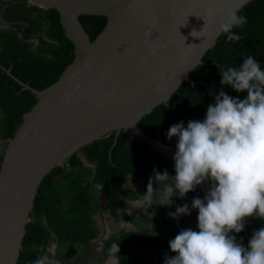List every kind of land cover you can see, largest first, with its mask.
Listing matches in <instances>:
<instances>
[{"label": "trees", "instance_id": "16d2710c", "mask_svg": "<svg viewBox=\"0 0 264 264\" xmlns=\"http://www.w3.org/2000/svg\"><path fill=\"white\" fill-rule=\"evenodd\" d=\"M3 1L8 0H0V3ZM12 1L5 6L1 17L17 28H0V163L7 140L14 135L23 114L36 102L35 95L29 89H23L4 68L40 90L55 82L74 58V46L64 34L56 9H42L27 0ZM237 14L247 17L244 27L233 29L240 35V40L229 42L222 32L215 45L203 55V63L190 73V78L197 82L192 85L184 81L167 102L144 115L137 123L141 130L176 147L177 139L167 138L170 126L183 121L186 127L189 121H203L207 107L215 102V95L220 90L234 98L246 96V93L222 86L220 71L227 67L239 68L248 56L264 70V0H252ZM35 37L38 43L33 40ZM79 152L88 164L74 153L41 180L16 264H34L54 241L57 242L55 257L71 258L75 254V245L90 250V242L99 234L95 215L103 206V194L98 186L104 191L111 214L118 220V206L127 205L118 195L122 193L125 198L134 199L140 192V188L124 187L128 179L142 184L146 194L154 168L157 172L166 169L170 176L175 175L173 162L156 151L150 152L148 145L128 137L123 130L117 135L112 132L94 140L81 147ZM195 197L203 199L201 192L195 190L184 198L174 196L171 207L142 205L133 216L123 211L125 218L135 226L120 229L104 239L103 256H116L118 264H164L165 256L174 255L169 241L180 232L175 219L168 214L185 203L191 208ZM197 215L195 211H191L190 216L183 215L180 218L182 229L198 230ZM261 227H264V220L247 218L243 231L230 235L247 247L253 232ZM114 243L119 245V252L110 251Z\"/></svg>", "mask_w": 264, "mask_h": 264}, {"label": "water", "instance_id": "95a60500", "mask_svg": "<svg viewBox=\"0 0 264 264\" xmlns=\"http://www.w3.org/2000/svg\"><path fill=\"white\" fill-rule=\"evenodd\" d=\"M27 1L59 12L74 58L55 82L40 90L4 68L36 102L3 148L0 264L18 261L43 177L74 153L88 164L81 147L123 130L175 163L176 147L155 139L137 123L167 102L184 81L197 82L190 73L215 45L220 24L252 0ZM196 190L204 198L208 186ZM182 216L175 219L180 231ZM111 260L118 264L116 257Z\"/></svg>", "mask_w": 264, "mask_h": 264}, {"label": "clouds", "instance_id": "9594fccd", "mask_svg": "<svg viewBox=\"0 0 264 264\" xmlns=\"http://www.w3.org/2000/svg\"><path fill=\"white\" fill-rule=\"evenodd\" d=\"M246 24V16L232 11L219 27L231 42L240 40L233 29ZM220 74L222 86L246 96L234 98L220 90L203 121L170 126L167 138L177 139L175 175L154 168L146 194L136 201L138 206L171 207L174 196L184 198L197 186H208L203 199L191 202V209L198 210V230L187 228L171 239L174 255L165 256L164 264H264V227L253 232L247 247L230 235L242 232L247 218L264 220V70L248 56L239 68L227 67ZM168 215L190 216L191 210L185 203ZM51 244L57 246L56 241ZM110 251L119 252V245L114 243ZM109 256L108 260L116 257ZM34 264L58 262L45 255Z\"/></svg>", "mask_w": 264, "mask_h": 264}, {"label": "rangeland", "instance_id": "374dc122", "mask_svg": "<svg viewBox=\"0 0 264 264\" xmlns=\"http://www.w3.org/2000/svg\"><path fill=\"white\" fill-rule=\"evenodd\" d=\"M10 2H13L12 0H8V1H3L0 3V25L2 28H10V27H16L13 24H9L6 21H4L1 17L3 9L5 8V6H7ZM33 40L35 41V43H38V38L35 37L33 38ZM125 188L127 189H139V185L137 182L128 179L125 182L124 185ZM139 197H143L142 194H140V192L138 193V195L132 200H128V204L126 206V208H128L126 214L129 216H133L135 212H137V210L141 207V205H137L136 201L139 199ZM139 207V208H137ZM125 214V215H126ZM124 215V213H122L121 215V219H123L125 221L124 227L125 228H131L132 225L129 222V220L127 218H125L126 216ZM115 219L113 216H110L108 214H106V212L99 211L96 215H95V226L97 227L99 234L97 236V238H95L93 241L90 242V250H86L84 249L82 246L80 245H75L73 246L75 254L73 256H71V258L69 259H60L55 257V253L53 254L56 246L54 244H51L48 249L47 252L43 255V256H48L49 259L57 261L58 264H112V260H108L109 257H104L102 254V242L101 239L107 238V234L108 231L110 230L109 227L115 225L114 223ZM122 220H120L119 222H121ZM123 222V221H122ZM108 262V263H107Z\"/></svg>", "mask_w": 264, "mask_h": 264}, {"label": "flooded vegetation", "instance_id": "af4514ba", "mask_svg": "<svg viewBox=\"0 0 264 264\" xmlns=\"http://www.w3.org/2000/svg\"><path fill=\"white\" fill-rule=\"evenodd\" d=\"M0 28H2L1 27V25H0ZM134 181V180H133ZM139 183H141V182H139ZM139 185V188H140V194H142V195H145V193H144V191H143V188H142V184H138ZM99 187V189L101 190V192H102V194H103V196H102V203H103V206H102V209L100 210V211H104V212H106V214H108V215H110V216H113V214H111V212H110V210H109V207H108V202H107V199H106V197H105V194H104V191H103V189H102V187L101 186H98ZM104 198H105V200H104ZM118 198H119V200H123V201H125V202H127V204H128V200H131V199H129V198H125L124 196H123V194L122 193H120L119 195H118ZM133 200V199H132ZM142 205H147L146 203L145 204H142ZM141 205V206H142ZM126 206L127 205H120V206H118V209H117V213L120 215V217L118 218V220H115L114 221V223H115V225H113V226H111V227H109V231H108V234H107V238H108V236L109 235H111L112 233H114V232H117V231H119L120 229H129L128 227L127 228H125L124 227V224H125V221L123 220V219H121L122 217H121V215H122V212L124 211V212H127L128 210V208H126ZM139 210V209H138ZM137 210V211H138ZM123 212V213H124ZM136 213L137 212H135L134 213V215H136ZM114 217V216H113ZM114 219H115V217H114ZM120 220H122L121 222H119ZM129 220V222L131 223V225H132V227L131 228H133L135 225L132 223V221L130 220V219H128ZM130 228V229H131ZM52 243V242H51ZM51 243L46 247V252H47V249H48V247L51 245ZM103 244V243H102Z\"/></svg>", "mask_w": 264, "mask_h": 264}, {"label": "crops", "instance_id": "0c3cea01", "mask_svg": "<svg viewBox=\"0 0 264 264\" xmlns=\"http://www.w3.org/2000/svg\"><path fill=\"white\" fill-rule=\"evenodd\" d=\"M57 258H60V257H57ZM60 259H64V258H60ZM108 263V262H107ZM109 264V263H108Z\"/></svg>", "mask_w": 264, "mask_h": 264}]
</instances>
